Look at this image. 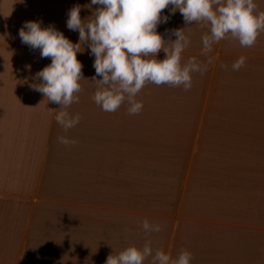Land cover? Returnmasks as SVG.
I'll list each match as a JSON object with an SVG mask.
<instances>
[{
    "label": "crops",
    "instance_id": "1",
    "mask_svg": "<svg viewBox=\"0 0 264 264\" xmlns=\"http://www.w3.org/2000/svg\"><path fill=\"white\" fill-rule=\"evenodd\" d=\"M89 3L0 0V264H105L145 242L173 258L186 250L190 264H264V30L251 47L227 37L208 56V26L184 30L182 63L215 59L192 74L189 90L162 84L160 94L152 83V105L136 114L127 100L112 112L95 103L94 56L82 42L85 79L66 109L80 120L65 130L54 119L60 105L30 86L51 58L21 43L18 31L42 20L75 43L67 12L79 5L91 19L98 5ZM254 3L264 11V0ZM241 56L244 66L232 70ZM145 218L161 231L145 232Z\"/></svg>",
    "mask_w": 264,
    "mask_h": 264
},
{
    "label": "clouds",
    "instance_id": "2",
    "mask_svg": "<svg viewBox=\"0 0 264 264\" xmlns=\"http://www.w3.org/2000/svg\"><path fill=\"white\" fill-rule=\"evenodd\" d=\"M88 5H98L91 19L81 18L79 5L67 12L66 27L78 32L75 43L54 25L42 27V20L25 21L18 31L21 43L38 49L41 58H51L48 65L35 73L39 82L30 86L48 101L60 105L54 119L65 130L80 120L79 114L71 115L66 109L79 100L76 94L85 78L77 54L85 50V44L94 56L92 80L97 88L92 99L107 112L117 110L127 100L128 113L136 114L143 105L135 96L146 83L189 90L192 74H203L207 64L215 59L209 56L207 63H201L189 57L182 63V53L190 43L182 31L184 28L169 32V37L175 39H165L157 31V26L169 19V15H162L165 8L171 6L170 14L179 11L186 25L203 22L208 26V33L201 36L204 56L227 37L238 40L241 47H251L264 30V11H256L254 0H90ZM166 41L171 42L170 46H165ZM161 50L166 55L157 59ZM244 64L245 57L241 56L231 68L239 70ZM57 139L65 145L76 143L64 136ZM141 226L145 232L161 231L159 224L150 223L147 218ZM148 257L151 264H190L191 261V253L186 250L173 258L162 249L153 250L151 243L145 242L143 247L128 246L116 255H108L105 264H143Z\"/></svg>",
    "mask_w": 264,
    "mask_h": 264
},
{
    "label": "rangeland",
    "instance_id": "3",
    "mask_svg": "<svg viewBox=\"0 0 264 264\" xmlns=\"http://www.w3.org/2000/svg\"><path fill=\"white\" fill-rule=\"evenodd\" d=\"M170 7L171 6L162 10V15H169V19L166 23H161L157 26V30L159 31V33H161L165 39H168L169 32L172 29L184 28V29H182L183 32H184V30H187V31H191V33L193 35H198L200 24L192 22V25H186L183 18H182V15L179 13V11H177L175 14H170V12H169ZM185 27H187V28H185ZM187 34H189V33H187ZM190 36H192V35H190ZM187 37H189V35H187ZM169 38L173 39V37H169ZM167 43H168V41L165 42V46L168 45ZM151 87H152V83H150V82L146 83L142 87L143 88V98H142L141 102L144 106H151L152 105ZM164 91H165L164 86L161 84L160 94L163 93ZM172 93H173V95H171L170 98L175 100L177 97V92L175 90H173ZM168 117H169V120H176L177 121V115L176 114L175 115H168Z\"/></svg>",
    "mask_w": 264,
    "mask_h": 264
}]
</instances>
